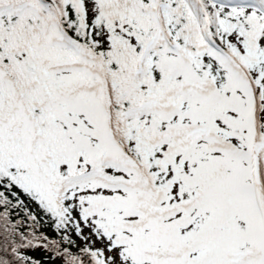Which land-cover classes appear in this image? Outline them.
Segmentation results:
<instances>
[{
    "label": "snow or ice",
    "instance_id": "6c2138e0",
    "mask_svg": "<svg viewBox=\"0 0 264 264\" xmlns=\"http://www.w3.org/2000/svg\"><path fill=\"white\" fill-rule=\"evenodd\" d=\"M0 264H264V0H0Z\"/></svg>",
    "mask_w": 264,
    "mask_h": 264
}]
</instances>
